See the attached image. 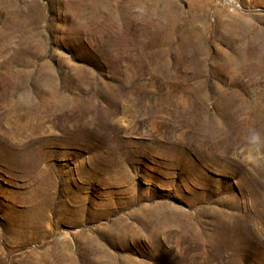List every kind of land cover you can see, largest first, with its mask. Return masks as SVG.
I'll list each match as a JSON object with an SVG mask.
<instances>
[{
	"label": "rangeland",
	"instance_id": "374dc122",
	"mask_svg": "<svg viewBox=\"0 0 264 264\" xmlns=\"http://www.w3.org/2000/svg\"><path fill=\"white\" fill-rule=\"evenodd\" d=\"M0 264H264V0H0Z\"/></svg>",
	"mask_w": 264,
	"mask_h": 264
}]
</instances>
